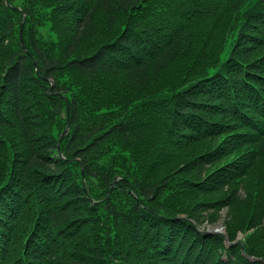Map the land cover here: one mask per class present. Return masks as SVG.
Returning <instances> with one entry per match:
<instances>
[{"label":"trees","instance_id":"obj_1","mask_svg":"<svg viewBox=\"0 0 264 264\" xmlns=\"http://www.w3.org/2000/svg\"><path fill=\"white\" fill-rule=\"evenodd\" d=\"M0 264H264V0H0Z\"/></svg>","mask_w":264,"mask_h":264},{"label":"rangeland","instance_id":"obj_2","mask_svg":"<svg viewBox=\"0 0 264 264\" xmlns=\"http://www.w3.org/2000/svg\"><path fill=\"white\" fill-rule=\"evenodd\" d=\"M50 30H51L50 29V23L48 21H45L44 23H41L39 26H37V37L40 41H42L41 43H44L46 40H53L54 39V35L50 32ZM21 32H22V26H20V29H19V36L20 37H21ZM21 43L23 44L22 40H21ZM226 43L227 44L225 45L224 48H225V50H228L227 45H228L229 41H227ZM67 130L68 129L66 127L63 130V132L60 134L59 141L62 139L63 135L67 132ZM96 165H97V163H96ZM82 182L84 184V181H82ZM226 213H227V208H223L219 211V217L214 224L207 223V221L203 222V223L208 230L224 234L225 238H227V242H228V237L226 236L225 225H224V221L226 219ZM241 236H242V233L238 232L236 239H239Z\"/></svg>","mask_w":264,"mask_h":264},{"label":"water","instance_id":"obj_3","mask_svg":"<svg viewBox=\"0 0 264 264\" xmlns=\"http://www.w3.org/2000/svg\"><path fill=\"white\" fill-rule=\"evenodd\" d=\"M64 133H65V132H64ZM64 133H63V134H64ZM63 134H62V135H63ZM225 241L227 242V238H225Z\"/></svg>","mask_w":264,"mask_h":264}]
</instances>
